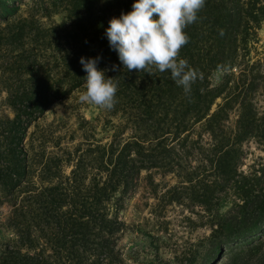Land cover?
Returning <instances> with one entry per match:
<instances>
[{"label":"trees","instance_id":"obj_1","mask_svg":"<svg viewBox=\"0 0 264 264\" xmlns=\"http://www.w3.org/2000/svg\"><path fill=\"white\" fill-rule=\"evenodd\" d=\"M134 2L32 0L29 19L15 21L7 35L15 45L26 36L29 46L38 44L62 66L60 77L27 71L4 87L13 116L0 118V206L9 207L3 226L11 237L0 239V264H123L117 244L129 226L119 214L141 172L156 205L180 206L188 222L208 230L168 257L160 237L145 232V264H195L199 256L210 264L222 249L264 235L263 170L241 169L246 144L264 151V57L256 51L264 0H206L184 30L189 43L180 52L203 73L190 95L170 72L125 70L110 47V19L130 12ZM16 9L0 0V21ZM81 57H99L97 68L118 83L117 103L105 120L110 138L45 152L43 140L26 139L27 128L82 86ZM154 174L170 175L174 183L157 190ZM249 248L256 245L229 252L227 260L235 264Z\"/></svg>","mask_w":264,"mask_h":264},{"label":"rangeland","instance_id":"obj_2","mask_svg":"<svg viewBox=\"0 0 264 264\" xmlns=\"http://www.w3.org/2000/svg\"><path fill=\"white\" fill-rule=\"evenodd\" d=\"M32 0H11L16 6V16L10 17L7 22L0 21V118L13 116L12 110L6 101L4 87L8 83L22 79L27 71L35 70L41 73L47 72L49 78L60 77L61 62H52L49 51L42 49L38 44L27 43L26 36L19 44H9L7 35L14 28L18 19H29L28 11ZM35 19L42 25H47L49 20ZM58 21V16H52ZM7 23V24H6ZM26 28V27H25ZM258 41L256 51L259 56L264 57V23L257 32ZM21 43V45H20ZM29 57V58H28ZM28 59H33V64H28ZM85 81L80 88L70 91L62 99L56 100L48 106L42 114L35 117L27 128L26 139L31 138L36 145L38 140H43L45 152L54 151L60 148H72L78 141L86 139H99L101 143L109 140L111 133L110 124L105 120L109 119V110H101L95 106H89L79 102L78 97L85 91ZM88 120V123L84 122ZM122 135H126V132ZM246 149L245 158L242 160L241 169L244 171L262 168L264 174V151L257 148L253 143L244 146ZM68 167L65 168V172ZM144 172L136 182L133 195L124 203V208L119 217L129 227L121 235L117 247L121 253L123 264H145L148 253L146 248L145 232L160 237L157 242L163 256H169L170 250H180L187 247L189 243H195L207 235L208 230L203 226L190 223L185 219L188 212L181 210L180 206L170 204L161 207L156 205L154 199L148 196V188L144 180ZM153 181L158 183L157 190H162V184H172L174 179L170 175H153ZM9 212L6 204L0 206V239L10 238L11 234L6 231L3 222ZM192 218V216H190ZM137 227V230H134ZM257 240V241H256ZM252 241L248 245L236 246L232 251L222 249L210 264H232L227 260L229 252L246 250L248 246L256 245V248H249L237 259L235 264H264V235ZM259 243V244H257ZM198 257L195 264H201L202 259ZM101 264H103L101 262Z\"/></svg>","mask_w":264,"mask_h":264},{"label":"clouds","instance_id":"obj_3","mask_svg":"<svg viewBox=\"0 0 264 264\" xmlns=\"http://www.w3.org/2000/svg\"><path fill=\"white\" fill-rule=\"evenodd\" d=\"M206 0H135L132 10L112 18L105 30L110 47L118 53L124 69L154 75L170 72L171 79L190 95L192 85L203 80V73L180 58L189 43L184 31L195 23ZM221 35L223 31L221 30ZM99 57L80 63L87 73L85 91L78 100L101 110H112L117 103L118 83L97 68ZM112 70H117L113 65Z\"/></svg>","mask_w":264,"mask_h":264}]
</instances>
